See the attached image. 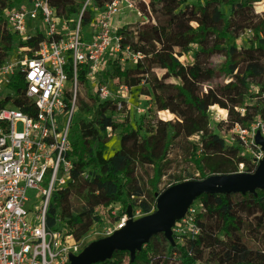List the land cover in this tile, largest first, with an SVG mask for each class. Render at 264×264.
Segmentation results:
<instances>
[{"label": "trees", "instance_id": "1", "mask_svg": "<svg viewBox=\"0 0 264 264\" xmlns=\"http://www.w3.org/2000/svg\"><path fill=\"white\" fill-rule=\"evenodd\" d=\"M20 1L0 0V64L9 60L17 42L7 32L3 12ZM86 1L49 0L58 17L68 18L70 9L80 16L83 28L93 17L90 7L83 8ZM93 1L98 7L106 2ZM147 1L154 25L140 31L131 23L117 32L123 47L143 56L146 74L136 75L134 69H122L113 62L104 78L115 86L146 85L143 94L151 93L157 111L181 118L176 115L173 120L154 123L140 120L131 129L125 105L124 118L118 120L111 101L76 92L77 113L70 129V153L76 161L67 187L54 194L47 222L50 227L57 221L63 223L75 241L82 240L81 252L105 238H85L93 225L90 207L110 203L124 214L134 205L148 215L156 211L157 196L165 188L236 173L239 164H248L237 137L232 134V143H227L210 126V106L226 110V120L217 123L219 131L231 130L235 125L248 128L255 118L264 116V10L255 13V0ZM245 30L252 31L251 42L238 49L230 41ZM39 41L37 36L19 46L33 56ZM195 45L199 49L188 63L185 55ZM216 53H224L226 58L214 67L211 56ZM85 70L86 66H79L77 82L88 87ZM157 70L176 80H161ZM71 78L68 85L72 84ZM6 89L11 94L5 95L0 107L11 102L25 113L33 112L27 106L19 71L13 70ZM85 113L89 115L86 119L82 118ZM108 128L123 136L128 146L106 157ZM86 168L89 178L82 176ZM194 199L200 204L193 216L198 229L194 237L173 235L175 241L171 242L160 231L132 255L127 250H116L93 264H264V187L245 193L203 192ZM150 240L160 245L158 255L146 244ZM124 257L129 258L126 263Z\"/></svg>", "mask_w": 264, "mask_h": 264}, {"label": "built area", "instance_id": "2", "mask_svg": "<svg viewBox=\"0 0 264 264\" xmlns=\"http://www.w3.org/2000/svg\"><path fill=\"white\" fill-rule=\"evenodd\" d=\"M86 6L93 13L86 28L78 15L74 21L58 17L49 0H21L3 12L7 32L17 42L9 60L0 64V92L6 89L13 70L19 71L27 106L33 112L25 113L11 102L0 107V264H72L80 255L82 240L75 241L60 221L51 227L47 222L54 194L67 187L76 161L70 153V129L77 113V71L86 66L92 94L99 101H111L118 120L124 118L122 110L131 88L116 85L113 90L104 74L110 71L111 63L124 69L127 61L137 62L140 70L133 68L136 75L146 72L143 56L123 47L117 33L131 23L140 31L146 30L140 23L144 17L123 23L129 8L123 7V0H106L101 7L87 0L83 8ZM153 25L151 18L148 28ZM37 36L40 41L33 56H28L19 43ZM70 75L72 84L68 85ZM3 99L0 96V101ZM230 131L258 166L264 158V116L255 118L248 128L235 125ZM107 135L111 136L110 128ZM88 171L82 172L84 178L90 177ZM110 206L113 204L88 209L93 225L87 234L94 230L101 208ZM186 210L177 218L175 234L194 237L198 234L193 222L196 212ZM132 212L141 214L139 209ZM117 219L105 235L133 223L126 213Z\"/></svg>", "mask_w": 264, "mask_h": 264}, {"label": "rangeland", "instance_id": "3", "mask_svg": "<svg viewBox=\"0 0 264 264\" xmlns=\"http://www.w3.org/2000/svg\"><path fill=\"white\" fill-rule=\"evenodd\" d=\"M139 2H145V4H149L147 0H123V7L125 8V6L129 5L128 8V12L125 13V16H128V19H126V21L124 20L123 23L126 22H135V20L140 21L141 16L144 17L143 21H141L140 23L142 24V26L147 29L150 24H151V15L148 11V13H145L141 10V8L138 7ZM148 6V5H147ZM151 7H148V9H150ZM228 8H225V11H227ZM264 10V0H255L254 1V11L257 14H260L262 11ZM68 18H70L71 20H75L76 16L72 10L68 9ZM261 31H264V27L261 28ZM252 31L250 30H245L244 32H242V34L236 38V39H231L230 42H233L236 47L238 49H242L244 47H248L250 42H251V38H252ZM197 49H199L198 45H195L192 47V51L189 52L188 54L185 55V59L188 63H191L193 60V54L194 51H196ZM226 56L224 53H216L213 54L211 56V61L213 63V66L215 67L220 61H222L223 59H225ZM127 68L129 69H133L135 68L136 71V67H137V62L135 61H127ZM137 70H140V67H137ZM142 74V73H141ZM145 73H143L142 75H145ZM157 74L158 77L166 82H174L176 79L173 75L167 74L166 72L163 71H158L157 70ZM220 81V80H217ZM109 84L110 87L115 90V83L112 80H109ZM147 87L144 84H140L138 86L132 87L130 90H128L127 94H126V103H125V110H126V114L128 117V122H129V127L132 129H134L140 120H144L146 123H154L157 120H167V119H175L176 115L172 114L170 112H166V111H157L153 106V97L151 95V93H149V95H145L143 94V89ZM81 94H83V97H87L88 95L93 93V90L90 86L88 87H83V85H79L77 88V92H79ZM8 93V91L6 89H1L0 92V96L1 97H5V95ZM215 106V105H214ZM217 106V105H216ZM212 106L209 107L208 112H209V119H210V126L214 129L215 133H217L219 136H221L225 142L227 143H232V132L230 130H222L219 131L216 127H217V123H219L220 121H225L226 117H227V113L226 116H219L218 113L216 112V109H212ZM218 107V106H217ZM220 108V107H219ZM76 115V113L74 114V116ZM187 115L190 116L189 113H187ZM88 114H83L82 118L86 119L88 118ZM178 116V115H177ZM179 118H181L180 116H178ZM16 130H21V125L20 123H18L16 125ZM143 134V133H142ZM128 146V141L125 140V138L121 135H119L118 133H111V136L108 140L107 143V150L105 152V156H111L116 154L117 152H119L122 149H125ZM241 153L242 155H244L246 158H249V162L247 165H243V164H239L238 165V172L236 173H231V174H217V175H211V176H218V175H222V176H241V177H246L249 176L251 174H253L256 170V168L258 167L257 164L254 162L253 158H251L248 154V151L246 149H241ZM235 182L238 183H243L245 181H247L244 178H235L234 179ZM196 181H189V182H184L182 184L184 185H193L196 184ZM177 187V185L175 186H170L165 188L161 193L158 194L157 196V201H156V211L158 210V206L159 204H161L160 206H164L171 198L176 197L177 192H172L173 189H175ZM263 188V187H262ZM212 191L214 192H219V193H223L225 191H227L226 188L224 187H214L212 188ZM31 198L34 199V195L31 196ZM133 204V203H132ZM184 205V201H176L174 203V205L171 207V209L169 210L168 214L166 215V218L164 220V222L161 224L162 227L164 228L163 230V236H166L171 242H174L175 239L173 238V235H177L175 234V227H176V221L177 218L182 216L183 213L186 210V208L188 209H194L195 212H198L200 210V204L198 202V200L193 199L192 201L189 202V204L186 206V208L184 209L183 213L180 214V211L182 210V206ZM133 205V208H127L126 210V214L128 216L131 215V220L133 223H135V225H128L119 235V240H124L125 237L129 236V235H133V234H138L141 231H145L148 226H149V222L146 220L149 216H152L155 214L151 213L148 215L145 214H135L134 212H132L133 210H137V208H135ZM113 212V213H112ZM180 214V215H178ZM121 209L120 207H118L117 205H113L110 207H105V208H101V211L98 215L97 218V224L95 225V228L92 232H90L89 234H87L85 236L86 240H96L100 237H105V238H111L113 236H117L116 232H111L110 235H105V231H107L108 229H112V227L114 225H116V223L118 222V217L121 216ZM172 215H178L176 216L174 219H171ZM98 227V225H100ZM185 230L188 229L187 226L184 227ZM103 238V239H105ZM150 237H148L149 240ZM147 240V241H148ZM95 243V242H94ZM94 243H91L87 248L93 246ZM149 245V247L154 251V253L156 255H158L160 253V245L153 240H150L149 243H146ZM145 244V246H146ZM129 260V258L124 257V262L126 263ZM197 264H201V263H197Z\"/></svg>", "mask_w": 264, "mask_h": 264}, {"label": "water", "instance_id": "4", "mask_svg": "<svg viewBox=\"0 0 264 264\" xmlns=\"http://www.w3.org/2000/svg\"><path fill=\"white\" fill-rule=\"evenodd\" d=\"M244 178L247 181L243 183L235 182V178ZM193 185L179 184L172 192L178 191L176 197L171 198L164 206H158L157 212L154 215L149 216L146 220L149 222V226L145 231H141L138 234H133L125 237L124 240H119L120 233L129 225H135V223H128L124 229L117 232V236L111 238H105L99 240L93 244V246L83 250L78 257L72 262V264H93L97 261L107 258L113 251L127 250L132 255L135 249L140 248L143 243L148 240V237L154 235L160 231H163L162 223L164 222L166 215L176 201H184L182 210L186 208L190 201L203 192H213L212 188L220 186L231 192H254L256 189L264 187V158L256 168L255 172L249 176H210L203 181H196ZM179 215V214H178ZM172 215L171 219L175 216Z\"/></svg>", "mask_w": 264, "mask_h": 264}, {"label": "bare ground", "instance_id": "5", "mask_svg": "<svg viewBox=\"0 0 264 264\" xmlns=\"http://www.w3.org/2000/svg\"><path fill=\"white\" fill-rule=\"evenodd\" d=\"M138 7L141 8V10L144 11L145 13H148V7H151V5L150 4H145V2H139ZM141 73H143V71ZM211 108L212 109H216V112L218 113L219 116H223V117L226 116V110L221 109V108L217 107L216 105L212 106Z\"/></svg>", "mask_w": 264, "mask_h": 264}, {"label": "crops", "instance_id": "6", "mask_svg": "<svg viewBox=\"0 0 264 264\" xmlns=\"http://www.w3.org/2000/svg\"><path fill=\"white\" fill-rule=\"evenodd\" d=\"M183 211H184V210H183ZM182 213H183V212H182ZM182 213H180V214H182ZM180 214H179V215H180ZM175 217H176V216H175ZM175 217H174V218H175ZM174 218H173V219H174Z\"/></svg>", "mask_w": 264, "mask_h": 264}]
</instances>
